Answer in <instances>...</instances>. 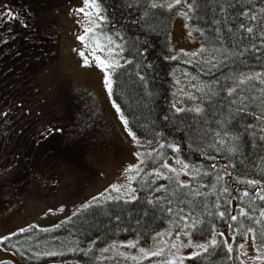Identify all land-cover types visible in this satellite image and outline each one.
Returning a JSON list of instances; mask_svg holds the SVG:
<instances>
[{
    "label": "trees",
    "instance_id": "obj_1",
    "mask_svg": "<svg viewBox=\"0 0 264 264\" xmlns=\"http://www.w3.org/2000/svg\"><path fill=\"white\" fill-rule=\"evenodd\" d=\"M17 1L19 8L11 10L15 18L0 13V109L5 108L0 119L5 121L11 105L22 109L39 95V79L59 53L61 21L52 10L54 0ZM98 1L106 19L97 29L123 48L122 63L112 70V99L136 137L156 143L143 154L134 177L135 198H98L54 226L10 232L0 245L26 264H133V255L157 244L165 231L171 241L182 230L199 241L215 227L228 226L232 251L219 235L207 252L176 264H243L237 246L249 228L256 247L264 249V0H192L188 22L199 47L175 55L170 46L174 7L151 0ZM56 78L55 103L69 117L73 103L80 102L71 92L77 86L68 77ZM177 86L183 88L179 102ZM230 88L235 93L230 95ZM59 139L49 140L46 155L55 157ZM178 158L187 165L181 175L167 165ZM253 180L259 183H249ZM118 244L130 249L116 251Z\"/></svg>",
    "mask_w": 264,
    "mask_h": 264
},
{
    "label": "rangeland",
    "instance_id": "obj_2",
    "mask_svg": "<svg viewBox=\"0 0 264 264\" xmlns=\"http://www.w3.org/2000/svg\"><path fill=\"white\" fill-rule=\"evenodd\" d=\"M151 1L167 6L172 4L176 9L170 39L172 54L195 51L199 47V39L188 22V16L181 14L190 12L187 5H192V0H182L179 5L175 0ZM53 4L52 10H57L61 21L56 46L59 50L58 59L53 65L47 63L39 79V95H34L25 106L21 105L22 109L11 105L8 121L0 119V238L29 225L54 226L98 198L134 197L133 180L141 169L143 154L156 144L138 137L134 140L129 134L128 127L120 119L121 113L117 112L116 103H113L107 90L104 70L95 63L90 49L85 47L86 41L78 39L85 35L86 26L95 27L78 10L82 7L85 11L94 10L87 7L85 0H54ZM16 7L19 8L17 0H0L3 18H6L3 13L17 10ZM102 13L100 14L103 15ZM91 19L96 24L100 22L96 15ZM93 35L99 37L106 46L108 42L105 37H111L114 41L111 45V57L119 64L122 63L121 41L95 27L94 33H88V43L92 42ZM116 45L120 47L117 48ZM81 51L89 57V66L84 65V58L79 55ZM97 54L109 58L107 51H98ZM56 77H68L70 84L77 86L76 90L71 88V92L80 102L76 106L73 103V113L69 117L67 109H58L55 103L59 98L56 86L52 83ZM181 89L183 90L182 86L176 87V102L180 101ZM65 91L64 93L70 94L67 88ZM177 106L181 104L178 103ZM4 109H0V112ZM57 110L63 113L59 117H52ZM101 110L108 120L101 114ZM96 117L99 119H95ZM84 122L91 125L83 124ZM90 130L92 134L88 136ZM97 130L98 134L93 139ZM55 137H60L61 141L53 150L55 157L50 152L46 155L51 145L49 140ZM80 137L83 139H79ZM84 139L87 141L82 142ZM167 165L179 175L186 171V162L181 158L169 159ZM113 185L119 186L121 190L117 192ZM185 232L188 231L182 230L176 241H171L167 236L169 232L165 231L157 244L144 248L145 252L138 251L133 255V264H172L173 261L175 264L184 263L185 258L192 256L194 252H202V249L186 246L189 237L184 235ZM219 235L233 249L234 237L228 226L215 227L213 234L203 240L194 241L190 238L193 244L210 245L213 237L217 240ZM174 244L176 247H173ZM241 244L244 245L243 248L240 247ZM120 245L114 249L119 252L130 249L122 246L120 249ZM237 249L243 264H261L264 258V249L256 247L252 232L247 231ZM155 251H161V254L155 257L151 254ZM4 260L26 264L0 245V261ZM48 264L81 263L64 261Z\"/></svg>",
    "mask_w": 264,
    "mask_h": 264
},
{
    "label": "snow or ice",
    "instance_id": "obj_3",
    "mask_svg": "<svg viewBox=\"0 0 264 264\" xmlns=\"http://www.w3.org/2000/svg\"><path fill=\"white\" fill-rule=\"evenodd\" d=\"M185 2H186V0H185ZM175 3L177 5H179V4L182 3V0H175ZM85 4L87 5L88 8L93 9L94 12L93 11H85V8H83V7L80 8L78 11L80 13H84V15L89 18V24L90 25H95V27H99V25L96 24V21L95 20H92L91 18L93 17V15H96V16H98V18L100 20L106 19L103 15L100 14L102 12V9H101L100 4L97 3V0H85ZM187 6L190 9L193 7L192 5H187ZM152 7H157V5L156 4H153ZM168 7L171 8V7H173V5L172 4H169ZM262 11H264V9H262ZM181 14L184 15L185 17L188 16V13H186V12L181 13ZM3 15L5 17H7V18H15L13 16V13L11 12V10L3 13ZM245 15H247V14L245 13ZM251 19L255 20L256 17L255 16H252ZM95 27H93V26H86V28H85V35L79 36L78 39H80L81 41H86L85 47H87V48L90 49L91 56L94 58L95 63L98 64V66L101 69L104 70V72L106 74L105 75V81H106L107 90H108L109 94H111L112 93V90H113V78H112V71H110V70H114L115 68L119 67L120 65H119V62L118 61L114 60L111 57V54L113 52V48L111 47V45L114 44V41L112 40L111 37H105V39L108 42L107 46L105 44L101 43L99 37H97L96 35H93L91 37V40H92L91 43H88L87 42L88 33H94L95 32ZM241 27H243V25H241ZM253 30L254 29L252 27H248L247 28V32H249V33H252ZM261 35L264 36V32H262ZM116 47L119 48L120 45H116ZM98 51H100V52L107 51L109 53V58H103L101 55H98L97 54ZM79 55L84 58V61H83L84 62V65L85 66H89L90 65L89 57L86 56L83 51L79 52ZM235 91H236L235 88L228 89V92H229L230 95L233 94V93H235ZM113 103L115 104L114 101H113ZM115 107H116L117 112H120L121 113L120 119L123 121L124 125L127 127L128 124H129V121L127 120V118L121 112L120 105L119 104H115ZM194 110L196 112H201L202 111V109L199 108V107L195 108ZM241 110H243V109H237V111H241ZM176 111L177 112H181V111H184V109L177 108ZM128 131H129V134L135 140L136 139L135 132H133L131 130V128H128ZM217 135H219V133H217ZM176 150L179 151L178 148ZM137 155H139V153H137ZM186 167H187V165H185V168ZM172 171H175V169H172ZM249 183L255 185V184H258L259 182L253 180V181H249ZM113 188L117 192H119L121 190L120 187L119 186H116V185H113ZM132 191L134 192L135 190L133 189ZM157 191H159V189H157ZM225 191H227V189H225ZM133 198H135V197H133ZM261 199H264V197H261ZM169 211H171V209H169ZM220 215L223 216L224 213H220ZM261 215H264V212H262ZM232 219L235 220L236 217L233 216ZM257 223H259V221H257ZM192 227H195V224H193ZM21 231H24V229H21ZM248 231L249 232H253L254 229L249 228ZM184 235L189 237L188 245H186V246H191V247L199 248V249H202L204 252H207L208 251V248H209V245L208 244H193L192 243V240L190 238L191 237V233L190 232H185ZM221 235H223V233H221ZM2 239L3 240H7L8 237H3ZM217 243H218L217 240L215 239V237H213V239L211 240V245H217ZM131 246L135 247V243H131ZM173 247H176V245L174 244ZM240 247L243 248L244 245L241 244ZM140 250H141V252H145V249H143V248H141ZM103 251H108V249L106 248ZM228 251H232V246L231 245H228ZM258 251H259V249H258ZM48 254L49 255H55V253H48ZM151 254L154 255V256H158V255L161 254V251H155V252H152ZM192 255L193 256H198V255H200V253L199 252H194ZM257 259H261V257H257ZM172 264H175V261H173Z\"/></svg>",
    "mask_w": 264,
    "mask_h": 264
},
{
    "label": "flooded vegetation",
    "instance_id": "obj_4",
    "mask_svg": "<svg viewBox=\"0 0 264 264\" xmlns=\"http://www.w3.org/2000/svg\"><path fill=\"white\" fill-rule=\"evenodd\" d=\"M90 132H91V130L88 132V134H90ZM87 140L86 139H84L82 142H86Z\"/></svg>",
    "mask_w": 264,
    "mask_h": 264
}]
</instances>
